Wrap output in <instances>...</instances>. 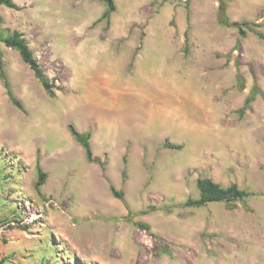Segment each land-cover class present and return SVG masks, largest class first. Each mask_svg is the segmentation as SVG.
Returning <instances> with one entry per match:
<instances>
[{
	"label": "rangeland",
	"instance_id": "1",
	"mask_svg": "<svg viewBox=\"0 0 264 264\" xmlns=\"http://www.w3.org/2000/svg\"><path fill=\"white\" fill-rule=\"evenodd\" d=\"M12 1L0 33L23 34L55 96L0 46L19 103L0 78V264H264V100L245 102L264 92V0H114L108 22L100 0ZM154 97L187 133L141 122ZM85 100L90 122L68 111ZM69 125L90 134L97 162ZM199 178L253 197L186 206Z\"/></svg>",
	"mask_w": 264,
	"mask_h": 264
},
{
	"label": "trees",
	"instance_id": "2",
	"mask_svg": "<svg viewBox=\"0 0 264 264\" xmlns=\"http://www.w3.org/2000/svg\"><path fill=\"white\" fill-rule=\"evenodd\" d=\"M105 9L102 13L99 20L103 21H109L110 15L115 11V2L114 0H100ZM0 6H3L8 9H14L18 10L19 7L12 1V0H0ZM219 13L221 16V23L227 24V19L225 15V9L224 5L221 2L219 4ZM236 25V24H234ZM243 25H246L244 22ZM241 36L244 37L246 35V32L242 30L240 32ZM3 45L6 48L15 50L18 52L22 62L29 67V69L33 72L35 78L38 80L40 85L42 86L44 92L46 95L50 98H53L55 96L54 92V86L53 83L50 81L48 76L43 72L41 69V66L39 62L34 57V54L32 50L30 49L26 39L24 38L23 34H21L18 31H12L11 33L2 34L0 33V46ZM2 50L0 47V78L3 81V87L5 89L6 95L8 99L13 103L15 106H19V103L14 98L12 91L10 89L9 83L5 77V75L2 73ZM237 67V74H236V81L238 84L239 89H243L244 82L243 77L238 72L239 63H236ZM256 96H260L264 100V92L257 86L254 85L250 95L246 99V103L252 102ZM68 130L70 131L71 135L73 136L74 140L81 145V147L84 149L85 152V158L88 162H97L93 158L92 150L89 146V139L90 134L86 133H79L74 129L73 126L69 125ZM165 147L171 148V149H180L179 145L170 144L168 141H165ZM37 169H38V179L36 182V186L40 187L44 184V177L45 174L40 170L39 163H36ZM196 188L198 190V198L196 199H188L185 202L186 206L189 207H203L211 203H220L223 202L227 206H232L234 202L242 201L244 199L253 197V194L250 192H247L243 189H240L237 185L231 184L228 187H222L218 183L213 182L209 178H199L196 180ZM111 193L114 197L121 199L122 194L116 192L112 187L110 188ZM2 223V222H1ZM139 227L147 230V226L144 224H139Z\"/></svg>",
	"mask_w": 264,
	"mask_h": 264
},
{
	"label": "bare ground",
	"instance_id": "3",
	"mask_svg": "<svg viewBox=\"0 0 264 264\" xmlns=\"http://www.w3.org/2000/svg\"><path fill=\"white\" fill-rule=\"evenodd\" d=\"M115 56V55H114ZM109 59V58H108ZM104 64V63H103ZM90 67V66H89ZM92 67V66H91ZM157 63L154 61H152V63H148L146 66H145V70H146V74L144 75L145 78L147 79H158V76H159V72L157 70ZM110 65L108 64V67L107 68H103V69H100V72H98L97 74H100V73H103V72H106L108 69H110ZM88 69V68H87ZM89 71V69H88ZM98 71V70H97ZM152 77V78H151ZM91 84L90 85H95V83L97 84V79H96V74L95 75H92L91 76ZM97 89V87H96ZM149 90V89H148ZM87 91V90H86ZM96 93V92H95ZM95 97V96H94ZM93 98V97H92ZM96 98V97H95ZM85 99H86V96H85ZM84 100V99H83ZM159 100H164V99H159ZM157 101V98H152V100L150 99V104H152L151 106H155V104ZM172 101V98L169 99V100H164L162 104H168ZM96 102V101H95ZM109 103V102H108ZM106 103V105L108 104ZM155 103V104H154ZM93 103L85 100L84 102H79V105H72L71 107L68 108V111L70 114H72L71 116L72 117H75V118H80L82 119L83 121H87V122H90L93 120L94 116H95V112L93 110ZM104 105V104H103ZM110 105V103H109ZM113 105V104H112ZM111 106V105H110ZM118 106V105H117ZM105 107V106H104ZM107 107V106H106ZM105 107V109H106ZM121 107V106H119ZM110 108V107H109ZM104 110V108H103ZM114 110V108L112 109ZM170 111V110H169ZM171 111H173V109H171ZM167 114V116H165ZM164 112V108L161 109V110H156L154 107H153V110L150 112L148 110H145L143 113H141V115H139L140 117V120L141 122H144L143 120L147 117H151L154 118V121H158L159 123L161 122V125L162 123L165 124V123H168L170 125H172L173 127H179L181 130H184L186 131V133L188 132V127H186L185 125H182V124H177V119L175 118L176 117V114H173L172 112H170L169 114ZM105 121V120H104ZM146 125V124H145ZM108 126V125H107ZM149 126V125H148ZM147 126V127H148ZM157 126V125H156ZM104 127V126H103ZM116 128V127H115ZM172 128V127H171ZM103 130V129H102ZM114 130V129H113ZM113 130L112 128L110 127V129L108 128L106 131H103V132H106L107 135H109L110 133L113 134ZM110 134V135H112ZM95 236V235H94Z\"/></svg>",
	"mask_w": 264,
	"mask_h": 264
}]
</instances>
